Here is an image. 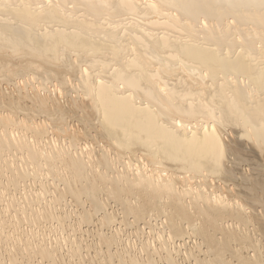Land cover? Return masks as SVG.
I'll return each mask as SVG.
<instances>
[{
  "label": "bare ground",
  "instance_id": "6f19581e",
  "mask_svg": "<svg viewBox=\"0 0 264 264\" xmlns=\"http://www.w3.org/2000/svg\"><path fill=\"white\" fill-rule=\"evenodd\" d=\"M15 263L264 264V0H0Z\"/></svg>",
  "mask_w": 264,
  "mask_h": 264
},
{
  "label": "rangeland",
  "instance_id": "374dc122",
  "mask_svg": "<svg viewBox=\"0 0 264 264\" xmlns=\"http://www.w3.org/2000/svg\"><path fill=\"white\" fill-rule=\"evenodd\" d=\"M83 229H85V228H83ZM145 230H146V232H147V229H145ZM144 234H145V233H144ZM144 237H145V236H144ZM87 241H88V240H87ZM83 252H84V251H83ZM83 252H82V253H83ZM89 252L92 253L91 250H90ZM201 256H202V255L200 254V257H201ZM15 264H18V263H15Z\"/></svg>",
  "mask_w": 264,
  "mask_h": 264
}]
</instances>
